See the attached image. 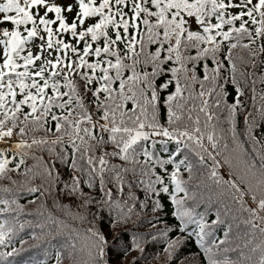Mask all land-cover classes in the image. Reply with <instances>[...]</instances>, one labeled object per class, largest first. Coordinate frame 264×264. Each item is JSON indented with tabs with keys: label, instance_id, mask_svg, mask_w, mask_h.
<instances>
[{
	"label": "snow or ice",
	"instance_id": "snow-or-ice-1",
	"mask_svg": "<svg viewBox=\"0 0 264 264\" xmlns=\"http://www.w3.org/2000/svg\"><path fill=\"white\" fill-rule=\"evenodd\" d=\"M0 264H264V0H0Z\"/></svg>",
	"mask_w": 264,
	"mask_h": 264
},
{
	"label": "trees",
	"instance_id": "trees-1",
	"mask_svg": "<svg viewBox=\"0 0 264 264\" xmlns=\"http://www.w3.org/2000/svg\"><path fill=\"white\" fill-rule=\"evenodd\" d=\"M22 238H24V239H28L27 237H22ZM28 242H29V243H32L31 240H28ZM17 246H19V245H18V242H17ZM36 251H37V253H38V254H37V258H38V259H44V255H43L42 250H36ZM28 254L31 255L32 253L29 252ZM49 256H50V257L52 256V253H51V252L49 253Z\"/></svg>",
	"mask_w": 264,
	"mask_h": 264
}]
</instances>
